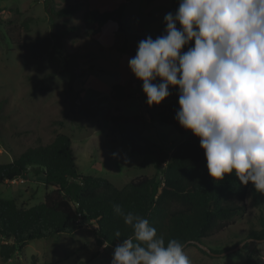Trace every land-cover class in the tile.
Listing matches in <instances>:
<instances>
[{
    "label": "rangeland",
    "instance_id": "rangeland-1",
    "mask_svg": "<svg viewBox=\"0 0 264 264\" xmlns=\"http://www.w3.org/2000/svg\"><path fill=\"white\" fill-rule=\"evenodd\" d=\"M75 3L81 7L74 15L52 17L47 0H0V163H10L29 147L48 144L65 133L72 139L81 173L108 178L122 188L165 167L190 134L181 135L174 127L151 120L142 85L128 66L139 41L164 33V17L176 12L179 0H53L59 7ZM117 5H122L120 19L88 38L85 10ZM69 27L61 46L55 34ZM193 45L194 41L188 47ZM116 83L126 85L131 97L114 99ZM87 101L90 108L85 107ZM108 110L110 115L124 116L128 125L144 117L147 125L138 144L112 134L113 123L105 118ZM138 122L141 126L143 119ZM149 145H157L155 152L147 150ZM47 191L44 174L33 169L0 185L2 198L25 207L43 201ZM246 201L248 211L205 244L212 251L234 248L244 239L243 245L227 255L205 254L187 245L184 251L191 264H264V240L245 239L251 230L264 228V193L252 185ZM93 226L90 222L71 235L32 240L12 259L0 258V264H111L115 246H98Z\"/></svg>",
    "mask_w": 264,
    "mask_h": 264
},
{
    "label": "trees",
    "instance_id": "trees-1",
    "mask_svg": "<svg viewBox=\"0 0 264 264\" xmlns=\"http://www.w3.org/2000/svg\"><path fill=\"white\" fill-rule=\"evenodd\" d=\"M80 7L78 3L59 7L53 0H47L46 9L52 17H70ZM121 7L85 10V35L95 38L106 24L118 21ZM71 30L69 27L56 32L61 46L64 42L60 39ZM62 52L69 61L67 51ZM135 81L142 85V81L136 78ZM112 91L113 98L118 101L131 97L128 87L121 83L114 84ZM170 91L171 95L159 106L149 107L144 93L143 103L153 122L170 125L181 135H186L190 131L181 128L174 118L179 109L178 89ZM85 107L90 108L88 101ZM105 118L113 123L112 134L120 135L124 141L138 144L143 138L147 125L144 117L135 118L128 125L124 116L110 115L108 110ZM140 119H143L141 126L137 125ZM155 147L157 145H149L147 150L155 152ZM156 153L161 160L162 155ZM32 169L36 174H44L48 191L43 201L30 207L18 206L15 200L0 196L2 259H12L32 240L62 233L71 235L90 222L94 224L98 246H116L121 240L116 239L114 233L119 230L120 239H123L132 234V229L114 213V204L148 219L166 242L174 238L208 254L195 242L207 244L211 237L232 226L236 216L245 214L248 211L246 199L252 188L251 183L241 184L234 174L214 182L208 173L199 138L191 132L177 145L165 167L154 175L138 176L122 188L116 187L108 178L81 173L74 158L72 139L65 133L57 134L48 144L29 147L10 163H0V185L23 178ZM261 222L264 224L263 219ZM248 238L264 239V228L251 230L245 239ZM242 241L244 239L232 246L236 247ZM229 249L213 251L222 253Z\"/></svg>",
    "mask_w": 264,
    "mask_h": 264
},
{
    "label": "clouds",
    "instance_id": "clouds-1",
    "mask_svg": "<svg viewBox=\"0 0 264 264\" xmlns=\"http://www.w3.org/2000/svg\"><path fill=\"white\" fill-rule=\"evenodd\" d=\"M164 23V33L139 41L128 61L147 105L178 89L174 118L199 138L214 182L234 174L264 193V0H179ZM113 211L132 234L114 233L121 242L111 264H191L183 242H166L119 204Z\"/></svg>",
    "mask_w": 264,
    "mask_h": 264
},
{
    "label": "water",
    "instance_id": "water-1",
    "mask_svg": "<svg viewBox=\"0 0 264 264\" xmlns=\"http://www.w3.org/2000/svg\"><path fill=\"white\" fill-rule=\"evenodd\" d=\"M254 240V239H253ZM264 240V239H262ZM244 242H241L239 245H237L236 247L234 248H231L227 251H224L222 253H217V252H214L211 250V248H209L207 245L201 243V242H195L196 245H198L201 249H203L204 251H206L208 254L210 255H227L228 253L234 251L235 249L241 247L243 245ZM187 245V243L185 244V246Z\"/></svg>",
    "mask_w": 264,
    "mask_h": 264
},
{
    "label": "built area",
    "instance_id": "built-area-1",
    "mask_svg": "<svg viewBox=\"0 0 264 264\" xmlns=\"http://www.w3.org/2000/svg\"><path fill=\"white\" fill-rule=\"evenodd\" d=\"M0 241H2V238H1V236H0Z\"/></svg>",
    "mask_w": 264,
    "mask_h": 264
}]
</instances>
